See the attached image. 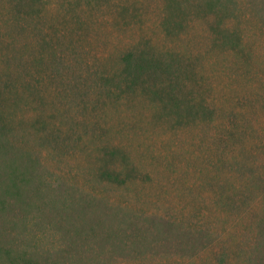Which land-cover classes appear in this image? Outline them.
<instances>
[{
  "label": "rangeland",
  "instance_id": "rangeland-1",
  "mask_svg": "<svg viewBox=\"0 0 264 264\" xmlns=\"http://www.w3.org/2000/svg\"><path fill=\"white\" fill-rule=\"evenodd\" d=\"M0 264H264V0H0Z\"/></svg>",
  "mask_w": 264,
  "mask_h": 264
},
{
  "label": "trees",
  "instance_id": "trees-1",
  "mask_svg": "<svg viewBox=\"0 0 264 264\" xmlns=\"http://www.w3.org/2000/svg\"><path fill=\"white\" fill-rule=\"evenodd\" d=\"M139 69H140V65L139 64L136 65V66H134L131 62H128L127 63V70H128V72H132L133 71V73L135 74L137 71H139ZM170 72H171V70H170ZM27 88L29 90H31L29 86H27ZM36 93H37L36 92V89L34 88V94H33V96H35Z\"/></svg>",
  "mask_w": 264,
  "mask_h": 264
}]
</instances>
